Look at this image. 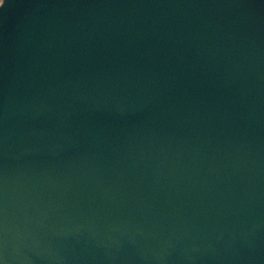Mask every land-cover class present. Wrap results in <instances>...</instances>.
<instances>
[{
    "label": "water",
    "instance_id": "1",
    "mask_svg": "<svg viewBox=\"0 0 264 264\" xmlns=\"http://www.w3.org/2000/svg\"><path fill=\"white\" fill-rule=\"evenodd\" d=\"M4 4L0 264H264V0Z\"/></svg>",
    "mask_w": 264,
    "mask_h": 264
},
{
    "label": "snow or ice",
    "instance_id": "2",
    "mask_svg": "<svg viewBox=\"0 0 264 264\" xmlns=\"http://www.w3.org/2000/svg\"><path fill=\"white\" fill-rule=\"evenodd\" d=\"M4 6H5V4H4V0H3V3L0 4V8H2V7H4Z\"/></svg>",
    "mask_w": 264,
    "mask_h": 264
},
{
    "label": "clouds",
    "instance_id": "3",
    "mask_svg": "<svg viewBox=\"0 0 264 264\" xmlns=\"http://www.w3.org/2000/svg\"><path fill=\"white\" fill-rule=\"evenodd\" d=\"M3 3V2H2ZM2 3H0V4H2Z\"/></svg>",
    "mask_w": 264,
    "mask_h": 264
}]
</instances>
